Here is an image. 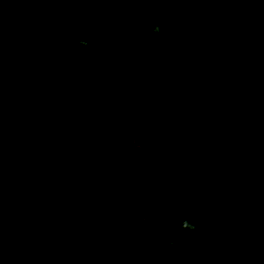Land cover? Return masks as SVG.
Instances as JSON below:
<instances>
[{"label": "trees", "instance_id": "1", "mask_svg": "<svg viewBox=\"0 0 264 264\" xmlns=\"http://www.w3.org/2000/svg\"><path fill=\"white\" fill-rule=\"evenodd\" d=\"M0 264H264V0H0Z\"/></svg>", "mask_w": 264, "mask_h": 264}, {"label": "clouds", "instance_id": "2", "mask_svg": "<svg viewBox=\"0 0 264 264\" xmlns=\"http://www.w3.org/2000/svg\"><path fill=\"white\" fill-rule=\"evenodd\" d=\"M154 31H158V27ZM184 226H188L187 221L184 222Z\"/></svg>", "mask_w": 264, "mask_h": 264}]
</instances>
